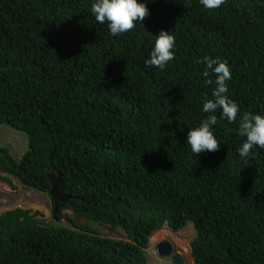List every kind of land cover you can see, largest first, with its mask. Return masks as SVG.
<instances>
[{
  "label": "trees",
  "instance_id": "16d2710c",
  "mask_svg": "<svg viewBox=\"0 0 264 264\" xmlns=\"http://www.w3.org/2000/svg\"><path fill=\"white\" fill-rule=\"evenodd\" d=\"M143 2L142 23L114 37L90 0H0V126L28 147L19 160L0 147V181L48 194L56 174L71 199L52 205L54 220L69 210L129 240L16 208L0 215V264H150L151 237L188 223L195 264H264V149L239 158L237 123L219 110L216 151L184 143L214 87L199 57L227 62L240 113L264 114V0ZM160 30L174 35V58L146 68Z\"/></svg>",
  "mask_w": 264,
  "mask_h": 264
},
{
  "label": "clouds",
  "instance_id": "9594fccd",
  "mask_svg": "<svg viewBox=\"0 0 264 264\" xmlns=\"http://www.w3.org/2000/svg\"><path fill=\"white\" fill-rule=\"evenodd\" d=\"M199 3L204 9L211 10L219 8L224 0H199ZM89 11L98 24H106L109 34L114 37L133 29L136 23H142L148 15V8L143 0H90ZM174 48V35L169 31L160 30L155 34L148 58L144 60L145 67L163 70L167 63L174 58ZM195 63L203 64L201 75L206 78L205 83L214 84V87L211 91V97H205L201 101L200 110L206 115L201 118L198 125L189 128L186 133L184 143L190 148L192 154L197 156L202 152H212L218 149L220 143L213 134V126L216 125L218 119L217 110H219L220 119L229 123L233 121L237 123V134L242 138L239 147L236 149L239 158L242 160L249 159L252 157L254 150L264 149V114L256 112L240 113L237 103L229 98L227 95V81L231 79V75L227 62L205 55L197 58ZM238 113H240V116L237 120ZM57 177L60 178V176ZM6 185L10 186L9 184ZM10 188L12 189L11 186ZM47 195L50 197L49 193ZM51 201L53 205L52 198ZM151 244L150 239L148 247L145 249L147 255L150 252L149 258L152 253L156 255L153 248L151 251L149 249ZM190 257H192V252ZM167 259L169 258L167 257Z\"/></svg>",
  "mask_w": 264,
  "mask_h": 264
},
{
  "label": "rangeland",
  "instance_id": "374dc122",
  "mask_svg": "<svg viewBox=\"0 0 264 264\" xmlns=\"http://www.w3.org/2000/svg\"><path fill=\"white\" fill-rule=\"evenodd\" d=\"M5 147L9 149L11 155L16 159L19 160L25 151H27V139L25 135L19 131H15L9 129L6 126H0V147ZM51 178L53 180L57 179L56 174H52ZM14 187L12 189L10 186L0 182V215L4 212L16 208L22 209H31L33 213L39 212L40 215L37 216V219L40 222H45L47 224H54L57 226H66L71 229H76L78 226L79 228H85L89 234L97 235L104 238H109L118 241L128 242L127 234L123 229L120 228H110V226H106L101 222H95L90 220H81L77 222L74 219V213L72 211H64L65 216H69V222L67 219H63L61 222H57L53 218L52 214V201L51 198L44 193H40L39 191H35L33 189H28L23 187L17 181H13ZM86 223V224H85ZM74 227V228H73ZM76 229L80 231V229ZM165 233L162 238L158 239L154 244L152 243L150 246V251L152 248L156 251V247L160 242H167L168 244L172 245L173 251L182 253V246L186 245L189 247L192 239L195 236V231L192 223H188L187 227L179 232H171L169 229L164 228ZM154 235L152 236L151 240L153 239ZM148 251V250H147ZM147 254V252H146ZM150 255V252L149 254ZM148 261L150 264H171V260L166 258L157 257L152 253L150 258L148 257ZM189 258H186V262ZM193 260L190 259L191 264Z\"/></svg>",
  "mask_w": 264,
  "mask_h": 264
},
{
  "label": "water",
  "instance_id": "95a60500",
  "mask_svg": "<svg viewBox=\"0 0 264 264\" xmlns=\"http://www.w3.org/2000/svg\"><path fill=\"white\" fill-rule=\"evenodd\" d=\"M49 181L51 182L52 186L51 190L49 191V195L53 199L54 204L58 202L64 203L71 199L70 196L65 194L59 177H57L56 180H53L50 177ZM172 249V245L168 244L167 242H160L156 247L155 254L159 257H168L171 260V264H185L184 257L178 252L172 253Z\"/></svg>",
  "mask_w": 264,
  "mask_h": 264
},
{
  "label": "bare ground",
  "instance_id": "6f19581e",
  "mask_svg": "<svg viewBox=\"0 0 264 264\" xmlns=\"http://www.w3.org/2000/svg\"><path fill=\"white\" fill-rule=\"evenodd\" d=\"M165 231V230H164ZM163 232V231H162ZM162 232H159V233H155L154 234V237H153V239L151 240V243H155L158 239H160V238H162L163 237V235H165V233H162ZM182 253H181V255L184 257V259L185 258H189V259H192L190 256H191V250H190V246L188 247V246H186V245H183L182 246ZM186 261V260H185ZM186 264H190V262H186Z\"/></svg>",
  "mask_w": 264,
  "mask_h": 264
},
{
  "label": "crops",
  "instance_id": "0c3cea01",
  "mask_svg": "<svg viewBox=\"0 0 264 264\" xmlns=\"http://www.w3.org/2000/svg\"><path fill=\"white\" fill-rule=\"evenodd\" d=\"M162 231H164V230H162ZM162 231H161V232H162ZM158 233H159V232H158ZM191 258H192V257H191ZM191 260H193V258H192ZM188 262H190V259L188 260ZM192 262H194V260H193ZM190 264H191V262H190ZM193 264H194V263H193Z\"/></svg>",
  "mask_w": 264,
  "mask_h": 264
}]
</instances>
